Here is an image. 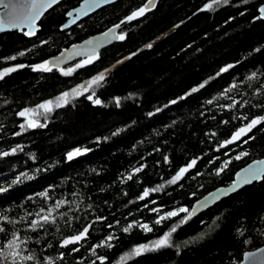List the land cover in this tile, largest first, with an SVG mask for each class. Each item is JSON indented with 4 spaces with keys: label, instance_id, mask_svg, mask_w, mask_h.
<instances>
[{
    "label": "trees",
    "instance_id": "obj_1",
    "mask_svg": "<svg viewBox=\"0 0 264 264\" xmlns=\"http://www.w3.org/2000/svg\"><path fill=\"white\" fill-rule=\"evenodd\" d=\"M80 1L63 0L46 13L35 38L15 31L0 35V71L25 67L0 81V104L12 103L0 108V120H12L14 109L36 108L105 73L100 86L81 88L68 107L47 114L37 109L44 126L20 139L16 157L0 155V188L5 189L0 214L18 221L0 220L6 230L0 232V249L7 251L4 246L16 232L25 241H17L16 251L35 259L17 258L15 264H102L100 257L103 264H238L246 252L264 246V178L184 223L187 213L179 209L189 210L206 193L231 183L240 168L264 158V124L221 147L264 112V20L257 18L264 0H229L209 10L202 9L211 0H159L144 16L121 25L125 39L70 76L55 69L33 71L29 66L114 27L146 2L121 0L60 31L66 12ZM254 72L257 78L248 81ZM233 84L239 87L226 92ZM93 91L101 104L87 98ZM78 149L81 154L69 160ZM241 153L246 155L235 159ZM198 157L177 183H166ZM154 185L164 187L139 199ZM49 209L55 223L31 231L35 214ZM171 211L178 214L155 223ZM93 220L84 241L61 246ZM129 224L134 226L126 233ZM173 227L171 247L121 260ZM109 236L114 239L108 241ZM102 241L112 247L98 246ZM0 261L13 264L11 257Z\"/></svg>",
    "mask_w": 264,
    "mask_h": 264
},
{
    "label": "snow or ice",
    "instance_id": "obj_2",
    "mask_svg": "<svg viewBox=\"0 0 264 264\" xmlns=\"http://www.w3.org/2000/svg\"><path fill=\"white\" fill-rule=\"evenodd\" d=\"M58 0H0V9L3 10V14L0 15V32L5 31L6 29H17V28H22L26 27L28 31L24 32V35H34L36 32V24L37 21L41 20V17L44 15L45 11L49 8H51L54 4H56ZM111 0H90L89 3L82 5L81 9L77 10V15L79 16L80 14H86V10H92L94 8L99 7L101 4H107L110 3ZM248 0H244V3H247ZM229 0H211V3L205 4L204 8L202 10H209L212 9L214 5L219 6L221 4H228ZM156 6L155 0H147V2L139 7L137 10L131 12L130 15L125 17L124 20H121V22L117 25L114 26V28L109 29L106 33H104V38L105 42L108 41L111 38L123 40L125 39V35L121 33L120 35H116L115 30L119 29L122 24L128 21H133L136 20L138 17L144 16V14L149 11L151 8H154ZM259 17L258 19H264V6H261L259 8ZM68 15H71L69 13ZM67 27V25H65ZM88 44L92 45L93 48L99 47L100 42H93L89 41L87 42ZM148 47H151V45H148ZM20 55H24L23 52L20 53ZM8 59H16L15 56L9 57ZM93 59H95V55H91L88 59L84 60L82 63H78L76 65V68H81L85 64H91ZM17 67H24V65H18L16 67H10L6 68L3 71H0V79L5 77L11 72H14L17 70ZM232 65H228L226 68H222L220 71L225 72L229 68H231ZM33 71H51L52 69L49 67V62L44 61L43 63L37 64L32 66ZM74 68H70L67 71H63L62 74L64 76H70L72 72H74ZM219 75V73H218ZM105 78V73H100L91 80L87 82V86H80V88H74L72 89L71 93L69 92H64L62 93L59 97L56 98L55 103L51 100L46 101L44 103H41L37 105L36 108H26L23 111L19 113L20 116H26L30 113H36L37 109H42L45 114L50 113L53 111V107L59 108L63 107L65 104L69 103L70 98H75L79 95L82 94L81 88L83 89L84 92H87L89 88H91L93 85L95 86H100L101 82ZM257 78V73H252L249 75L246 79L248 81H252ZM207 81H205V84ZM200 88L204 87V84H201L199 86ZM239 85L233 84L231 88L227 89L226 92H230L232 88H237ZM192 92L198 91V88H193L191 90ZM95 96V91L92 92L91 95H89L87 98L91 100L94 104H101V101L99 99H93ZM120 101L119 98L116 99V104L119 105ZM172 103H175L173 101ZM208 103H212V101H208ZM233 105H229V107H232ZM262 122H264V117H257L252 119L248 124H246L244 127L239 128L236 132L233 133L231 139L224 141L223 144H221V147H224L227 144L233 143V141L239 140L241 137L245 136L247 133L251 132L253 128H255L257 125H260ZM43 127V124H39L35 120H28L27 122V127L28 128H34V127ZM25 128V125H21V130L23 131ZM115 134V133H114ZM246 142V141H245ZM17 149H12V152H3L0 153V155L3 156H8L12 153H14ZM81 152L80 150H76L75 152H71L68 154V159L71 160L74 156L80 155ZM242 155H246V153H241V155H237L235 159L239 160ZM165 160L167 161V157H165ZM196 164V160H192L186 167H181L177 173L168 181H166L167 184H175L177 183L186 172L190 168H192ZM257 166H249L243 171V174H238V179L235 181L228 189L226 190H219L218 193L213 197V199H218L220 196H227L231 192L236 191L238 188H240L242 185L245 184H250L253 181H258L264 178V161H257L256 162ZM226 167V165H225ZM136 171H140V169H136ZM220 171H223V168L218 170L217 174H219ZM131 179V176L128 177ZM20 180V177H17L13 183H16ZM164 185H159L154 189H145L144 193L142 196L139 197V199H144V197L148 196L150 191H159L161 188H163ZM0 191H5V189L0 188ZM41 196H46V193H41ZM64 201H60L58 204H56V208H59L61 204H63ZM209 200L208 198H205L204 201L201 202L200 207H206L208 206ZM197 209H193L191 212L187 208H180L179 212H184L187 213V215L181 220V223H184L191 217V215L196 211ZM43 212V209L41 210ZM52 209H49L46 215H41L40 213H36L35 219H32L29 222V229L31 231H36L39 228H42L45 224L48 223H55V218L52 217ZM178 213L177 211H171L168 212L165 216H160L159 219L155 221L156 224H160L163 220L169 219L171 217L176 216ZM31 215V214H29ZM26 219V217H21V220ZM219 219V218H217ZM0 220H3L6 223H11L15 224L18 221L11 220L7 216H3L0 214ZM215 224V221L213 222ZM133 224H129L127 227L123 229L124 232H129ZM135 226L141 227L145 232H150L152 231V228H150L147 224H137ZM5 228L0 226V232H5ZM176 231V227H173L169 232L164 233V235L154 241L149 242L148 244H142L139 246L134 247L130 253H126L124 256L121 257L122 261H127L131 259L132 257L135 256H140L146 252H151V251H157L160 248L163 247H171V236L172 233ZM88 233V228L85 227L83 231H81L78 235H74L72 237L65 238L62 241L61 246H67L69 244H75L79 242L81 239H83L86 234ZM12 239L7 242V244L4 246L7 251L4 249H0V257H3L5 260L8 257L12 258L13 264H15V261L17 258L22 259V260H34L35 257L32 255H27V256H20V253L16 251L17 248H19V244L17 241H20V237L17 235L16 232H13L12 234ZM203 235V234H202ZM114 239L113 236H109L107 238L108 241ZM25 241H20V243H24ZM185 243H188L187 241ZM98 246H106V247H112L111 243H107L102 241L100 245ZM262 253H264V250H261ZM93 254H95L93 252ZM101 262L103 264V257H100ZM246 259H248L251 264H262L264 262V257H258L256 253H250L246 256ZM0 264H2V261H0Z\"/></svg>",
    "mask_w": 264,
    "mask_h": 264
},
{
    "label": "water",
    "instance_id": "obj_3",
    "mask_svg": "<svg viewBox=\"0 0 264 264\" xmlns=\"http://www.w3.org/2000/svg\"><path fill=\"white\" fill-rule=\"evenodd\" d=\"M61 1H63V0H58V2H57L56 4H54L51 8L47 9V10L45 11L44 15H45L46 13H48L51 9H53L56 5H58ZM120 1H121V0H111L110 3H107V4H101L99 7L94 8V9H92V10H86V14H80V15L78 16V15H77V10H78V9H81V6H82V5H85V4H87V3L90 2V0H81V1L79 2V4H78L76 7L72 8V9H70L69 11L66 12V14H65V19H66V21L60 26L59 30H60V31H67V30L71 29L72 27L76 26V25H77L78 23H80L81 21L85 20L86 18L92 16V15L95 14L96 12H98V11H100V10L106 8V7H109V6H112V5H114V4H117V3L120 2ZM158 1H159V0H155V4H157ZM146 2H147V0H146ZM146 2H145V3H146ZM261 6H264V3L261 4V5L257 8V14H258L257 17H259V15H260V13H259V8H260ZM153 9H154V8H151L149 11H151V10H153ZM69 13H71V15H68ZM2 14H3V10L0 9V15H2ZM44 15H43V16H44ZM43 16L41 17V19L43 18ZM260 20H264V19H260ZM40 21H41V20H40ZM40 21H37V24H36V32H35L34 35H28V36L24 35V32L28 31V29H27L26 27L17 28V29H6L5 31L0 32V35H1V34H5V33H9V32H12V31H15V32H17V33H19V34H23L24 37H26V38H32V37H34V36L36 35V33L40 30V26H39ZM65 25H67V27H65ZM112 28H114V27H111V28H109V29H112ZM109 29H107L106 31H104V32H102V33H100V34H97V35H94V36H92V37H89V38L83 40V41L80 42V43L73 44V45L69 46L68 48L63 49L59 54H57L56 56L51 57L50 59L47 60V61L49 62V67H50V68L57 69V70H60V69H62V68H64V67H66V66L72 64V63L75 62V61L89 58L91 55H93V53H94L95 56H97L99 52H101L102 50H104V49L110 47L111 45H113L114 43H116V42L119 40V39L111 38V39H109L108 41L105 42L104 33H106ZM119 30H120V28L115 30L116 35H119ZM89 41L100 42V46H99V47H96V48H93L92 45H90V44L87 43V42H89ZM257 117H264V112H263L262 115L257 116ZM257 117H254V118H257ZM254 118H253V119H254ZM251 120H252V119H251ZM251 120H250V121H251ZM250 121H249V122H250ZM249 122H248V123H249ZM248 123H247V124H248ZM263 124H264V122H262L260 125H257L255 128H253V129L251 130V132L247 133L245 136L241 137L239 140H243V139H245V138L248 137L253 131H255L258 127H260V126L263 125ZM245 125H246V124H245ZM245 125H243L242 127H244ZM240 128H241V127H240ZM97 142H99V141H97ZM200 158H201V157H198V159H196V162H197L198 160H200ZM257 161H264V158H261V159H257V160H253V161H251L250 163H248L247 165H245L244 167L240 168L238 171L235 172V174H234V176H233V180H232L231 183H229V184L226 185V186H222V187L215 188V189H213L212 191L206 193L204 196H202V197L199 198L198 200H196V201L192 204V206L190 207L189 211L191 212L193 209H197V210L191 215V217H190L189 219H191V218H193V217H196V216L199 215L200 213H202V212H204L205 210H207V209L211 208L212 206H214V205H215L216 203H218L220 200L225 199V198H227V197H229V196H231V195L237 193V192L240 191L241 189H243V188H245V187H247V186H249V185H251V184H253V183H259V182H261L263 178H262L261 180H258V181H253V182L250 183V184L242 185V186H241L240 188H238L236 191L231 192V193H230L229 195H227V196H220L218 199H213V197L218 193L219 190H226V189H228V188H229V187H230L235 181H237V179H238V174H241V175H242V174H243V171H244L246 168H248L250 165L253 166V167H256V166H257V164H256ZM190 162H191V161H190ZM190 162H189V163H190ZM194 166H195V165H194ZM194 166H193V167H194ZM193 167H192V168H193ZM192 168H190L189 170H191ZM189 170H188V171H189ZM205 198H208V200H209L208 206H206V207H200L201 202L204 201ZM95 223H96V221L93 220V221H91L87 226H85V227L88 228V233H89V231H90L92 225L95 224ZM85 227H84V228H85ZM84 228H83V229H84ZM83 229H82L81 231H83ZM81 231H80V232H81ZM80 232H79V233H80ZM79 233H78V234H79ZM88 233H87L86 236H85L83 239H81L79 242H77V243H75V244H69V245H77V244H80L82 241H84V240L87 238ZM78 234H77V235H78ZM67 246H68V245H67ZM261 250H264V246H262V247H260V248H258V249H256V250H254V251L246 252V253L242 256V259H241V261H240L238 264H251V262H250L248 259H246V256H247L248 254H250V253H256L258 257H264V253H262ZM262 264H264V262H262Z\"/></svg>",
    "mask_w": 264,
    "mask_h": 264
},
{
    "label": "flooded vegetation",
    "instance_id": "obj_4",
    "mask_svg": "<svg viewBox=\"0 0 264 264\" xmlns=\"http://www.w3.org/2000/svg\"><path fill=\"white\" fill-rule=\"evenodd\" d=\"M12 32H14V31H12ZM37 33H36V35H37ZM20 35H22L24 37L23 34H20ZM36 35L34 37H32V38H35ZM24 38H26V37H24ZM32 38H26V39H32ZM95 58H96V56H95ZM10 60H12V59H10ZM84 60H86V59H82V60L75 61L72 64H70V65H68V66H66V67H64V68H62V69H60L58 71H67L70 68L77 69L76 68V65L78 63H82ZM93 61H94V59H93ZM16 66H18V65L15 64V65L10 66V67H16ZM32 66H34V65H32ZM32 66H29V67L32 68ZM10 67H5L4 69L10 68ZM22 68H25V67H17V70H20ZM4 69H2L1 71H3ZM51 69H54V68H51ZM55 70H57V69H55ZM16 71L9 73L8 75H6L2 79H0V81L3 80L4 78L9 77L10 75H12L13 73H15ZM94 77H92V78H94ZM86 84L87 83H85L84 85L86 86ZM82 93H83V91H82ZM57 97H59V96H57ZM57 97H55L52 100L54 103H55ZM11 105H12V103H11L10 100H5V101H2V103L0 104V108L10 107ZM66 107H68V104H65L63 107H59V108L53 107V111L55 109H63V108H66ZM26 108L27 107L14 109L13 110V119L12 120H0V144H1L0 145V152L1 153H3V152H9V153H11L12 152V149L15 148L17 150L14 153H12V154H13V157L14 156L16 157L18 155L19 151H20V139L22 137H24L29 131H31L34 128H36V127H34V128H28L27 127L28 120H35L39 124H41V122L39 120H37L38 115H36V114L30 113V114H28L26 116H20L19 115V113L21 111H23L24 109H26ZM53 111H51V112H53ZM41 112H42V109H41ZM21 125H25V128H24L23 131L21 130ZM10 155H8L7 157H10ZM1 156H3V155H1ZM3 157H6V156H3ZM14 171L16 173L19 172L18 169H14ZM153 187L156 188L157 185H154ZM145 199H148V196H146Z\"/></svg>",
    "mask_w": 264,
    "mask_h": 264
},
{
    "label": "rangeland",
    "instance_id": "obj_5",
    "mask_svg": "<svg viewBox=\"0 0 264 264\" xmlns=\"http://www.w3.org/2000/svg\"><path fill=\"white\" fill-rule=\"evenodd\" d=\"M177 213H178V211H177Z\"/></svg>",
    "mask_w": 264,
    "mask_h": 264
}]
</instances>
